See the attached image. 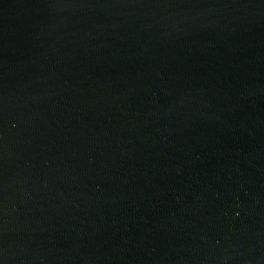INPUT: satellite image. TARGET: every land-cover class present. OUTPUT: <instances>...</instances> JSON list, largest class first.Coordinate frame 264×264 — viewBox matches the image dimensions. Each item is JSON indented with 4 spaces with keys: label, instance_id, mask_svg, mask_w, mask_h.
<instances>
[{
    "label": "water",
    "instance_id": "95a60500",
    "mask_svg": "<svg viewBox=\"0 0 264 264\" xmlns=\"http://www.w3.org/2000/svg\"><path fill=\"white\" fill-rule=\"evenodd\" d=\"M0 264H264V0H0Z\"/></svg>",
    "mask_w": 264,
    "mask_h": 264
}]
</instances>
